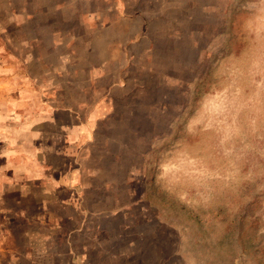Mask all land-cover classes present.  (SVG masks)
I'll return each instance as SVG.
<instances>
[{
    "label": "rangeland",
    "instance_id": "374dc122",
    "mask_svg": "<svg viewBox=\"0 0 264 264\" xmlns=\"http://www.w3.org/2000/svg\"><path fill=\"white\" fill-rule=\"evenodd\" d=\"M257 7L0 0V264H264Z\"/></svg>",
    "mask_w": 264,
    "mask_h": 264
},
{
    "label": "clouds",
    "instance_id": "9594fccd",
    "mask_svg": "<svg viewBox=\"0 0 264 264\" xmlns=\"http://www.w3.org/2000/svg\"><path fill=\"white\" fill-rule=\"evenodd\" d=\"M249 3L257 4L258 7L255 11L258 12L262 18H264V0H249ZM249 19V16H245L242 18L241 23V30L247 37H251V42L241 50V69L243 73V80H245L247 76V69L249 68L258 70L259 74L264 76V32L261 33L260 37H257L255 31H250L248 29ZM251 95L253 97L251 101L243 95H241V99L248 104L249 111H256L258 108L259 112L264 115V89L260 90L259 97H257L256 91L252 92Z\"/></svg>",
    "mask_w": 264,
    "mask_h": 264
}]
</instances>
